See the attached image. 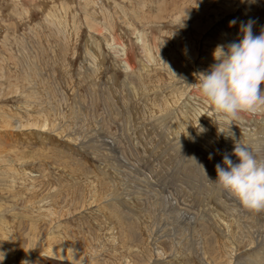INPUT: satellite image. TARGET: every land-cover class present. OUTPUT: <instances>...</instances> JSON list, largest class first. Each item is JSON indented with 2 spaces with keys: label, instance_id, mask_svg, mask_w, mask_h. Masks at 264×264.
Wrapping results in <instances>:
<instances>
[{
  "label": "rangeland",
  "instance_id": "obj_1",
  "mask_svg": "<svg viewBox=\"0 0 264 264\" xmlns=\"http://www.w3.org/2000/svg\"><path fill=\"white\" fill-rule=\"evenodd\" d=\"M249 20L264 0H0V264H264V211L215 183L236 141L264 162V112L229 130L198 86Z\"/></svg>",
  "mask_w": 264,
  "mask_h": 264
},
{
  "label": "clouds",
  "instance_id": "obj_2",
  "mask_svg": "<svg viewBox=\"0 0 264 264\" xmlns=\"http://www.w3.org/2000/svg\"><path fill=\"white\" fill-rule=\"evenodd\" d=\"M254 23L252 20L242 23V39L228 44L227 50L224 45H218L213 53L216 63L198 74L203 102L210 106L217 123L227 125L229 130L242 114L264 112V29L254 35ZM235 24L232 20L229 26ZM232 155L239 162L234 163L225 153L223 166H215V183L234 196L243 209L256 214L264 211V162H259L240 141L235 142ZM0 254L4 259L5 254ZM21 264L29 262L22 260Z\"/></svg>",
  "mask_w": 264,
  "mask_h": 264
},
{
  "label": "bare ground",
  "instance_id": "obj_3",
  "mask_svg": "<svg viewBox=\"0 0 264 264\" xmlns=\"http://www.w3.org/2000/svg\"><path fill=\"white\" fill-rule=\"evenodd\" d=\"M263 249H264V248H263ZM263 253H264V252H263ZM262 256H263V255H262ZM262 256H261V257H262Z\"/></svg>",
  "mask_w": 264,
  "mask_h": 264
}]
</instances>
